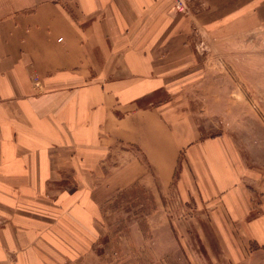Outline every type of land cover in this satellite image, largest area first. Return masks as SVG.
<instances>
[{"label":"crops","instance_id":"obj_1","mask_svg":"<svg viewBox=\"0 0 264 264\" xmlns=\"http://www.w3.org/2000/svg\"><path fill=\"white\" fill-rule=\"evenodd\" d=\"M174 1L0 0V264H100L108 199L169 186L182 153L230 258L264 250V183L229 139L173 136L170 94L193 30L262 22L264 0H196L197 26Z\"/></svg>","mask_w":264,"mask_h":264},{"label":"rangeland","instance_id":"obj_2","mask_svg":"<svg viewBox=\"0 0 264 264\" xmlns=\"http://www.w3.org/2000/svg\"><path fill=\"white\" fill-rule=\"evenodd\" d=\"M180 1L184 9L174 1L173 15H187L197 26L196 0ZM187 41L195 62L185 82L170 87L179 99L171 102L173 136L184 139L186 129L187 145L206 137L229 139L250 169V186L264 183V21L220 28L214 36L197 26ZM166 100L163 94L154 104ZM183 155L169 186L150 173L148 182L108 199L94 252L100 264H264V250L243 251L238 239L245 259L230 258L212 220L214 200L200 197Z\"/></svg>","mask_w":264,"mask_h":264},{"label":"built area","instance_id":"obj_3","mask_svg":"<svg viewBox=\"0 0 264 264\" xmlns=\"http://www.w3.org/2000/svg\"><path fill=\"white\" fill-rule=\"evenodd\" d=\"M180 2H181V1L179 0V3H178V6H177V7H178V9H179V10H181V11H182V10L184 9V7H183V6H181V3H180Z\"/></svg>","mask_w":264,"mask_h":264}]
</instances>
